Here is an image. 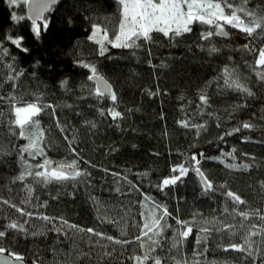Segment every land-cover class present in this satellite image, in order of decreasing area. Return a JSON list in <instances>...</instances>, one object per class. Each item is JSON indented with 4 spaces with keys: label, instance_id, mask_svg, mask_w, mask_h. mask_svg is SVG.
Instances as JSON below:
<instances>
[{
    "label": "trees",
    "instance_id": "trees-1",
    "mask_svg": "<svg viewBox=\"0 0 264 264\" xmlns=\"http://www.w3.org/2000/svg\"><path fill=\"white\" fill-rule=\"evenodd\" d=\"M257 3L264 6V0H251L249 7ZM13 14L27 17L25 4L17 7L9 0H0V39L5 34L13 38L22 35L25 38L24 46L29 51L23 53L4 40L5 46L16 56L18 68L24 69L25 74L17 81L15 89L5 84L0 95L6 96L12 92L17 97L32 102L35 94L41 96L44 103L56 105V116L60 118L62 125L66 122L68 130L63 134L57 129H53L51 133L46 131L47 155L54 161L65 163L77 159L80 169H86L91 176L47 186L35 184L30 177L23 183L14 182V178L23 171L18 149L27 141L5 136L4 133L8 130L5 123L0 126V143L9 154L0 157V197L26 211L55 218L63 217L69 223L85 229L100 228L107 235L132 240L138 234V225L141 223L138 213L141 210L139 204L142 196L123 180L117 185L110 173L118 172L121 177L126 176L135 184L141 193L151 196L159 204H166L173 216L176 215L175 209L178 206L181 220H192L193 213H199L195 220L201 226L204 221L214 218L230 222L236 225L237 239L246 234L250 224L259 225L258 220L243 221L245 227L242 229L240 217L233 220L231 216L222 214L224 200L220 192L217 191L212 198L204 195L198 178L191 172L183 183H178L175 187L165 188L163 192L155 187L160 179L169 175L170 165L180 162L179 153H183L184 158L193 153L215 157L235 148L236 159L228 157L226 163H247L252 167L233 170L212 159L202 160L200 166L214 185L226 183L228 188L246 201V205L240 206L241 210L258 208L264 212V119L261 118L264 117V81H259L255 72L246 67V64H254L255 59L254 54L241 51L249 43L246 35L229 30V39L213 37L219 51L209 55L207 48L211 44L198 39L202 26L194 25L192 33L177 37L171 43L162 34L153 33L154 43L147 47L132 50L108 46L105 55L100 56L99 46L88 39L92 30L91 21L95 20L102 27H107L111 36L113 27L120 19L115 0L60 2L45 16L49 26L38 39L30 31L31 22L26 19L13 21ZM197 45H203V48ZM80 60L94 64L115 90L119 105L117 110L124 113V119L118 122V127L110 116H100L96 111L97 107L107 109L112 102L105 97L98 105L86 89L82 91L85 83L89 87L92 85L86 80L88 70L77 64ZM225 66L236 69L241 82L247 84L254 96L225 90L222 80L206 88L208 81L220 75ZM33 72L35 75H31ZM62 80L68 81L66 88L61 86ZM205 88L211 97V107L204 116H199L196 107L199 103L198 93ZM149 91L159 94L152 96L148 94ZM181 96L184 97L183 100L180 99ZM188 101H192V104L189 105ZM235 105L241 107L233 110ZM8 107L7 103L0 102L5 121L11 118ZM207 112L220 117V127L216 126L214 118L208 117ZM182 118L193 123H204L207 120V129L197 136L194 128L186 129L179 125L178 121ZM40 120L45 128L51 123L50 118L43 113ZM85 120L94 121L96 127L85 124ZM244 122L251 123L253 127L241 128L230 136L225 135L223 140L219 138L222 133L239 127ZM65 135L69 140L75 139L73 147L79 157L69 153L68 142L63 138ZM24 157L32 164L41 159L33 161L27 153H24ZM104 169L109 174H105ZM143 173L148 175L143 176ZM84 179H87V183L82 182ZM29 183L34 188L31 203H22L27 196L24 185ZM117 186L121 188L119 193L115 191ZM93 197L102 205L99 210L93 203ZM45 201L46 208L34 207ZM227 206L229 210L233 207L231 202ZM98 216L100 219H97ZM105 218L114 223H107ZM25 220H28L25 227L30 231H42L44 234L25 236L9 231L3 246L9 252L24 256L25 262L31 264L34 260L36 264H52L54 258L59 264H132L127 257L133 252H141L137 243L122 248L95 236H91L90 240V234L86 232L76 233L65 229L66 238L51 231V225H45L36 215L31 219L21 217L16 208L0 201V225L24 223ZM101 220L105 222L101 223ZM168 223L175 225L171 218ZM208 226L220 227L219 224ZM120 228L126 231V236L120 237ZM172 234L171 229L164 232L160 239L161 247L156 249L155 254L175 257L176 260L187 258L189 264L194 259L201 264L206 261L241 264L240 253L232 250L225 252L221 247V242L227 245L226 233L213 232L206 242L208 251L196 257H193V252H203L205 243L202 241L196 246L195 226L193 233L184 242L182 252L175 249L169 252ZM253 239L259 241L260 237ZM97 240L99 244L96 243ZM103 244H108L111 257L104 256V249L99 246ZM9 252L5 254L9 255ZM80 252H91V256H81L76 261L75 257ZM167 264H173L172 260H168Z\"/></svg>",
    "mask_w": 264,
    "mask_h": 264
},
{
    "label": "snow or ice",
    "instance_id": "snow-or-ice-1",
    "mask_svg": "<svg viewBox=\"0 0 264 264\" xmlns=\"http://www.w3.org/2000/svg\"><path fill=\"white\" fill-rule=\"evenodd\" d=\"M28 5L29 9H33L32 13L25 16H16L13 14L11 19L13 21L29 20L30 31L35 38H39L43 32H46L49 26L48 19L44 16L46 11H50L59 0H10V3L14 6H19L20 3ZM251 0H115L117 4V11L120 19L116 26L113 27L111 36L107 27H102L100 23H96L95 20L91 21V33L88 36L90 41H93L99 46V55L104 56L108 51V46L116 49H132L136 50L142 46L147 47L154 43L153 33L162 34L163 37L169 40V43L175 41L177 37H182L184 34L192 33L194 25L202 26L198 32V39L207 41L211 44V47L207 48L209 55L217 53L219 49L213 42V37L228 38L229 29L239 30L241 33L246 34L249 38V43L245 44L241 49L242 52L254 54V64H246L251 71L255 72V75L259 81H264V6L259 3L253 7H249ZM42 22V23H41ZM71 23V21H69ZM10 42L12 46L23 53H27L29 49L24 46V36L20 35L13 38L11 35L5 34L3 39H0V90H3L4 85L8 84L12 89L17 87V81L24 76L25 70L19 69L17 66V58L10 51L9 47L5 46L4 40ZM259 44V47H257ZM197 47L203 48V45H197ZM149 55L151 49H148ZM8 62H5V61ZM79 67L87 69L89 75L86 80L91 82V87L87 83L82 85V91L87 90L88 95L96 99L97 104H101L103 99L107 97L111 102V106L107 109L97 107L96 111L100 116H110L111 119L119 126V121L124 119V113L118 111V97L112 85L100 74L97 67L94 64L80 60L77 62ZM164 67V65H161ZM31 75H35L33 72ZM223 81V88L225 90H232L246 96H254V93L247 86V84L241 82L239 75L234 67L225 66L220 75L213 80L208 81L207 87L218 81ZM68 81L62 80L61 86H67ZM219 86V85H218ZM202 89L198 93L199 103L197 107V115L204 116L207 109L211 107V97L207 91ZM149 95H158V92H148ZM184 99L183 96L180 97ZM0 102L8 104V112L11 116L7 121L4 120V111L0 108V126L5 123L8 125V130L4 133L5 136L15 137L16 139H24L26 144L18 149V158L23 171L14 178L15 181L24 182L29 177L32 182L37 185L47 186L49 184H63L69 180H76L77 178H87L91 176V173L86 169L81 170L77 159H72L70 162L54 161L47 155L46 148L48 144L45 143L46 131L51 133L53 129L59 130L61 134L65 133L67 129L66 122L62 125L59 117L56 116V105L44 103L42 97L34 94V100L32 102L25 101L23 97H17L12 92L7 95H0ZM191 105L192 101H188ZM65 107H70L65 105ZM241 107V105L233 106V110ZM50 110V111H49ZM130 111V110H129ZM184 111V108H181ZM49 117L51 123L45 128L41 124V114ZM187 115V114H185ZM208 117L214 118L216 126L220 127V117L216 116L213 112H207ZM264 119V117H261ZM85 124L90 125L92 128L96 127L94 121L85 120ZM179 125L183 128H194L195 134L198 136L201 131H206L207 120L204 123H193L187 118H182L178 121ZM253 125L248 122L242 123L239 127L232 128L221 134L219 137L223 140L225 135H232L235 132H239L241 128L249 129ZM68 142V150L70 154H74L79 157V153L76 148L73 147L75 139L69 140L68 136L63 137ZM12 141L10 140L9 143ZM236 149L233 148L230 152L221 153L220 156L205 157L203 153H193L191 156L184 158L183 153L178 155L181 157L180 162L170 165V172L167 177L159 180L155 187L161 192L165 188L175 187L178 183H183L184 178L193 173L198 178V183L201 191L204 195L212 196L219 191L224 200V207L222 214L231 216L234 220L237 216L241 218L240 227H245L243 221L258 220L260 223H252L247 227L246 234L240 236L237 239L238 233L235 231L236 225L221 221L218 218L213 220L204 221V225L201 226L196 223L195 217L200 215L199 213H193L192 220H181L179 218V207L175 209L176 215L173 216L168 211L167 205L157 203L151 196L145 195L140 192L139 188L127 177H121L118 172H111L114 182L119 185L121 180L124 183L129 184L132 190L136 191L142 196L139 207L140 211L138 215L141 217V223L138 225V234L134 236L132 240L122 239L107 235L100 228L94 227H80L77 224L69 223L67 219L63 217L55 218L42 213H33L26 211L22 207H17L16 204L11 203L7 199L0 197V201L3 204L10 205L16 208L21 217H28L31 219L34 215L38 219L45 222V225H51V231L59 233L67 238V232L65 229L73 230L76 233H88L91 236L98 237L106 240L113 245H120L122 248L129 244L137 243L140 254L133 252L127 259L132 261V264H167L168 260H172L173 264H189L187 258L176 260L175 257L161 256L156 253V249L161 247L160 239L163 238V234L166 230H172L171 242L169 246V252L173 249L178 252H182L183 244L187 238L193 233V227L197 228V235L195 237V244L198 247L201 242L205 243L203 252L194 251L193 257L203 255L208 251L206 242L213 232L226 233L227 245L221 247L223 251L228 252L232 250L236 253H240L239 259L241 264H264V212L260 209L241 210V205H246V201L241 198L236 192L228 188L226 183L214 185L213 181L209 179V176L201 168V161L204 159L217 160L228 169L233 170H247L253 165L251 164H234L226 163V159L231 157L233 160ZM24 153L28 154V157L35 161L37 158H41L38 163L32 164L25 159ZM5 147L0 143V157L8 155ZM87 163V162H86ZM92 167H95L94 165ZM105 174H109L107 169H104ZM143 176H147L148 173H143ZM82 182L87 183V179ZM27 192L26 198L22 203H31L34 188L31 183L24 185ZM116 192H121V188L117 186ZM93 203L97 206V210L102 205L100 201L94 197ZM233 205L229 210L228 203ZM34 207H47V202H42ZM171 218L175 221V225L169 224L168 219ZM97 219H100L98 216ZM107 223H114L113 220L105 218ZM101 220V223L105 222ZM57 222L58 225L57 226ZM24 223L10 222L0 225V256L5 252H9V249L3 246V241L8 237L9 231L20 233L25 236H37L43 235L44 232H32L25 227ZM219 224L220 227H209L208 225ZM118 226V225H117ZM127 233L123 228H120V237L126 236ZM253 237H260L259 241L253 239ZM147 238V239H145ZM99 244V240L96 241ZM255 245V247H254ZM104 249V256L111 257L112 252L108 251V244L99 245ZM73 247H75L73 245ZM67 255V254H66ZM81 256H91V252H80L75 257L76 261ZM0 264H25L24 256L9 252V256L0 260ZM36 264V261H33ZM52 264H59L58 261L53 259ZM192 264H201L199 260L194 259ZM205 264H216L215 261H206Z\"/></svg>",
    "mask_w": 264,
    "mask_h": 264
},
{
    "label": "water",
    "instance_id": "water-1",
    "mask_svg": "<svg viewBox=\"0 0 264 264\" xmlns=\"http://www.w3.org/2000/svg\"><path fill=\"white\" fill-rule=\"evenodd\" d=\"M63 1H66V0H59V2L55 6H57L60 2H63ZM33 3H35V0H33ZM25 9H26V16L30 15L32 13V11H33V9H29L28 5H26V4H25ZM50 11H46L44 13V16H46ZM219 38H221V37H219ZM229 38H231V33L230 32H229V37L228 38H221V39H229ZM7 256H9V255H7V254L4 253L2 256H0V260H3L4 257H7ZM25 264H31V263L25 262Z\"/></svg>",
    "mask_w": 264,
    "mask_h": 264
},
{
    "label": "rangeland",
    "instance_id": "rangeland-1",
    "mask_svg": "<svg viewBox=\"0 0 264 264\" xmlns=\"http://www.w3.org/2000/svg\"><path fill=\"white\" fill-rule=\"evenodd\" d=\"M10 1V0H9ZM23 3L21 2L19 5H22ZM230 31H233V32H236V33H241L239 30H236V29H229ZM243 34V33H241Z\"/></svg>",
    "mask_w": 264,
    "mask_h": 264
}]
</instances>
